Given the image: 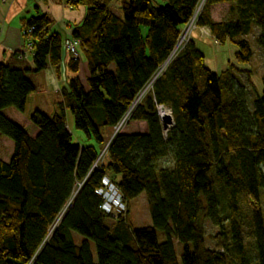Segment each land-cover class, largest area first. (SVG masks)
Masks as SVG:
<instances>
[{
  "label": "trees",
  "instance_id": "obj_1",
  "mask_svg": "<svg viewBox=\"0 0 264 264\" xmlns=\"http://www.w3.org/2000/svg\"><path fill=\"white\" fill-rule=\"evenodd\" d=\"M65 1L71 8L87 6L70 36L81 40L79 54L70 53L74 76L58 111L30 115L36 136L6 110L24 112L29 96L47 88L45 70L61 62L63 40L50 32L47 13L25 23L32 55L11 52L0 63V135L15 143L10 160L0 157V264H264V74L262 91L250 102L236 76L244 70L231 62L214 72L190 38L132 108L202 2L196 24L209 27L219 43L235 44L240 64L251 62L248 36L256 32L264 64V0H119L121 15L111 0ZM219 3L230 4L222 21L212 17ZM160 105L174 117L167 133ZM131 108L125 127L145 121L147 132L123 129L94 167L108 144L103 129L116 127ZM67 110L76 129L96 144L74 140ZM168 158L172 166L162 163ZM106 175L123 194V213L101 208L98 189ZM142 193L152 224L135 227L131 202Z\"/></svg>",
  "mask_w": 264,
  "mask_h": 264
},
{
  "label": "crops",
  "instance_id": "obj_2",
  "mask_svg": "<svg viewBox=\"0 0 264 264\" xmlns=\"http://www.w3.org/2000/svg\"><path fill=\"white\" fill-rule=\"evenodd\" d=\"M219 8H223L222 13H218ZM229 8V3H219L213 5L212 17L216 21H222L226 19L229 15ZM44 13H47L49 15L52 22L50 32L59 33L62 37V40L64 41L67 37L72 36L75 25L79 24L84 19L86 8L80 9L79 6L71 8L66 4L65 0H0V63L3 62L11 52H26L27 55H32V52L27 51V42L24 35L25 23L31 17L39 16ZM192 38L196 43L197 39L203 40L208 43L216 42L218 51H228L226 54H223L221 56L220 62L216 61L215 63L211 64L209 59L206 58L207 66L214 72L220 73L224 71L228 67L229 62H233V58H235V54L237 51V47L235 44L231 42H226L224 44H221L219 42L217 43L214 37V41H212V37H203L198 30L193 33ZM70 56V53L63 45L61 62L58 65H49L45 70V80L47 88L44 91L34 92L29 96L27 106L30 104V110H28V107L24 112L18 111L13 107L6 110V115L10 119L24 126L34 136L38 134L39 130L32 124L30 115L35 109H40L47 114H49L50 109L52 113L57 112L56 108L58 107V103L63 99V92L68 88L70 78L74 76V73L69 68ZM226 57L229 58L226 59ZM241 66L245 68V71L236 72L237 80L245 75L249 79V81H251L255 85V72L252 65L248 63L241 64ZM83 70H86L84 64L82 67V71ZM248 70H252V73L249 77V72H247ZM85 72L82 73L83 77L85 76ZM53 84H56L57 88ZM52 92L58 94V97H60V101L57 99L55 101L48 102V96ZM48 103H50V108H45ZM66 112H68V110ZM67 127L72 133H74L68 122V117ZM147 130L148 127L145 121H131L127 125V127L124 128V131L128 133H143L147 132ZM103 131L105 137L107 138V142H110L112 139L113 128H104ZM5 139H8L9 142L13 145L14 153V141L0 135L1 141H5ZM79 142L85 145L96 144L93 140H91L89 143H83L81 141ZM12 156L13 155H11V157ZM162 163L168 166H172L173 164L172 160H169V158L165 161H162Z\"/></svg>",
  "mask_w": 264,
  "mask_h": 264
},
{
  "label": "rangeland",
  "instance_id": "obj_3",
  "mask_svg": "<svg viewBox=\"0 0 264 264\" xmlns=\"http://www.w3.org/2000/svg\"><path fill=\"white\" fill-rule=\"evenodd\" d=\"M157 2V4H164L165 1L164 0H155ZM110 6L111 9L117 13L121 15V9H120V5H119V0H111L110 1ZM80 9H85L87 8V6L80 4L79 5ZM223 8L222 9H218V13H222ZM186 28V26H185ZM198 30L203 37H208V38H213L211 31L209 28L207 27H200L198 25H196L195 23H191V25L188 28V37H186L184 39V43L186 42V40H188V38H192L193 33ZM256 32L252 33L251 35L248 36V39L251 41L253 50H254V56L250 62V64L253 67V70L255 72V85L251 82H249V79L244 75L241 78H239V81H241V83L243 85H245L246 87V92H247V97L248 99H250V102H253L254 98L256 97V94L258 92L262 91V83H261V79L260 77L264 74V64H263V60L261 58V48L257 43V39H256ZM26 38V37H25ZM214 41V38L213 40ZM217 41V40H216ZM26 42H27V38H26ZM218 43V41H217ZM197 44L198 47L204 52L206 58L209 59L210 63H215L216 61H221L220 58L223 54H226L228 51L225 50H217L218 46L216 44V42H212V43H208L205 42L203 40L197 39ZM27 51L32 52L34 50V45H32V47L30 48L29 46H27ZM69 52V51H68ZM70 53V52H69ZM81 56L82 52H80ZM31 56V55H29ZM231 57V55H230ZM229 57H226V59H228ZM84 59V58H83ZM233 64L236 65L237 68L244 70L245 68L243 66H241L240 63H238L236 61L235 58H233ZM231 62H229L230 64ZM238 63V64H237ZM228 64V66H229ZM227 69V68H226ZM245 71V70H244ZM56 88L57 85L53 84ZM253 85V86H252ZM150 87V86H148ZM147 87V89H148ZM149 90V89H148ZM258 91V92H257ZM145 93L147 92L146 90L144 91ZM59 100L60 101V97H58V94L56 93H51L48 96V102L51 101H55V100ZM253 99V100H252ZM50 103H48V105L45 108H50ZM252 106V105H250ZM28 110H30L31 106L30 104L27 106ZM170 111H172L169 107H167ZM56 111H58V107L56 108ZM49 114H54V112L52 113L51 109L49 111ZM161 114V113H160ZM172 114V113H171ZM162 115V114H161ZM173 115V114H172ZM67 117H68V122L71 126L73 133V137L75 141H81L83 143H89L91 140H89L82 131L76 129L75 127V122H74V116L72 114V112L69 110L67 113ZM174 125L171 124L169 125L168 130ZM118 127V126H117ZM117 127L113 128V134H112V138L114 137V134L117 131ZM123 130V129H122ZM168 130L166 132H168ZM81 138V139H80ZM94 141V140H93ZM109 144V142H108ZM101 151V149H100ZM13 153V145L9 142L8 139H5V141H1L0 140V157L5 159V160H10L11 155ZM261 203H262V207H263V212H264V188L261 189ZM243 209H245L243 212L246 211V206H243ZM129 219L131 220V222L133 223V225L135 227H140V226H147V225H151L152 224V220H151V214H150V210L147 204V197L145 193H142L141 195H139V197H137L135 200H133L131 202V208H130V213H129ZM208 236L210 238V235L214 233V227L208 223ZM159 238L162 239L163 235L160 234ZM207 236H206V244L209 247H213L215 242L211 241ZM77 239L79 240V237H77ZM246 242H247V249H248V255L251 257V261L254 263L257 260V256H256V251L254 249L253 246V242H254V237L252 236V233L247 230L246 233ZM176 249H177V256L179 261H182V250H183V246L181 243L177 242L176 243Z\"/></svg>",
  "mask_w": 264,
  "mask_h": 264
},
{
  "label": "built area",
  "instance_id": "obj_4",
  "mask_svg": "<svg viewBox=\"0 0 264 264\" xmlns=\"http://www.w3.org/2000/svg\"><path fill=\"white\" fill-rule=\"evenodd\" d=\"M204 1V0H203ZM203 5V2L200 4V6L198 7V9L196 10L195 14L193 15V17L190 19V21L188 22V24L186 25V28L184 27L182 30V34L175 46V49L171 55V57L168 59V61L160 68V70L158 71V73L156 74V76L154 77V79L148 84V86L152 87L153 82L156 80V78H158V76L165 70V68L167 67V65L169 64L170 60L177 55V53L185 46V44L188 42V40H186V42L184 43V39L186 37H188V28L191 25V23H195L196 24V19L197 16L199 14V11L201 9V6ZM197 25V24H196ZM35 29V26H32L29 30V32H31L32 30ZM81 43L80 39H75L72 37H67L64 41H63V45L66 47V49L76 58L78 57V48L79 45ZM33 43L31 42V40H27V46H29L30 48L32 47ZM24 54H26V52H23ZM147 86V87H148ZM147 87L142 91V93L139 95V97L137 98V100L135 101V103L133 104L132 108H134V106L137 104V102H139L141 100V98L145 95V90L148 91V89H150V87ZM132 108L128 111V113L125 115V117L121 120V122L116 126L117 127V131L114 134V136L121 132L122 129L125 128L126 124L129 121V118L131 116V111ZM160 108L161 105L158 107L159 110V114H160ZM170 113H172V111H170ZM161 117V114H160ZM167 130H165V133ZM110 143V142H109ZM109 144L106 145V147L103 149V151L101 152L99 158L96 160V162L94 163V167H100L101 162L103 160V157L106 153V149L108 147ZM98 193L103 197V203L101 205V208L106 212V213H110V214H118V213H123L127 210V205L124 201V197L123 194L121 193L119 187L117 186V184L111 179L110 176H105L102 180V186L98 189Z\"/></svg>",
  "mask_w": 264,
  "mask_h": 264
},
{
  "label": "water",
  "instance_id": "obj_5",
  "mask_svg": "<svg viewBox=\"0 0 264 264\" xmlns=\"http://www.w3.org/2000/svg\"><path fill=\"white\" fill-rule=\"evenodd\" d=\"M161 121H162L163 128L165 130H168L169 125L174 123V117L171 113H168L166 115H161Z\"/></svg>",
  "mask_w": 264,
  "mask_h": 264
},
{
  "label": "bare ground",
  "instance_id": "obj_6",
  "mask_svg": "<svg viewBox=\"0 0 264 264\" xmlns=\"http://www.w3.org/2000/svg\"><path fill=\"white\" fill-rule=\"evenodd\" d=\"M162 108H164V109H168L167 107H165V106H161V108H160V113H161V109Z\"/></svg>",
  "mask_w": 264,
  "mask_h": 264
}]
</instances>
